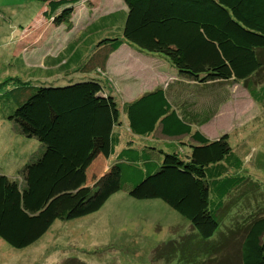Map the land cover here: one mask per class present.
Returning <instances> with one entry per match:
<instances>
[{
    "label": "trees",
    "instance_id": "16d2710c",
    "mask_svg": "<svg viewBox=\"0 0 264 264\" xmlns=\"http://www.w3.org/2000/svg\"><path fill=\"white\" fill-rule=\"evenodd\" d=\"M43 1L42 15L58 24L78 2ZM121 1L123 9L89 22L49 67H29L16 57L20 76L10 84L27 90L4 118L40 149L17 179L0 175V240L13 249L32 246L56 221L85 216L91 202L117 191L161 200L205 241L222 223L231 197L236 201V195L257 189L236 186L244 166L228 134L209 141L195 127L229 100L235 84L264 105V80L258 78L264 68V0ZM122 43L201 86L190 91L191 103L201 96L212 104L195 114L184 105L177 110L165 89L156 87L120 107L97 72H88L92 52L103 46L114 51ZM52 76L59 78L48 82ZM155 133L188 136L194 143L155 142ZM98 157L111 167L112 181L103 178L86 192L88 169ZM237 264H264V216L244 220Z\"/></svg>",
    "mask_w": 264,
    "mask_h": 264
},
{
    "label": "rangeland",
    "instance_id": "374dc122",
    "mask_svg": "<svg viewBox=\"0 0 264 264\" xmlns=\"http://www.w3.org/2000/svg\"><path fill=\"white\" fill-rule=\"evenodd\" d=\"M72 8L68 20L58 24L53 17L42 15L46 11L43 0H0V175L10 179H17L23 165L40 149L36 139L18 134L4 118L24 99L27 90L10 84L20 76L16 57L29 67H49L50 59L89 22L124 6L121 0H78ZM129 56L123 47L117 51L100 47L90 56L92 71L88 73L97 72L120 107L142 91L164 86L163 79L174 78ZM57 78L52 76L47 81ZM258 78L264 80V68ZM174 91L169 94L174 107L179 105L181 109L184 105L198 112L208 105V99L204 101L201 96L191 103L188 89L174 87ZM228 92L230 102L222 104L210 122L200 128L199 135L215 140L227 133L229 146L244 166V179L236 186L257 189L236 195V201L231 197L223 221L211 238L198 239L187 220L161 200H137L117 191L97 200L93 196L95 206L90 203L87 215L56 221L30 247L17 250L0 240V264H237L244 220L264 216V105L254 102L240 84ZM151 139L158 142L157 136ZM180 140L185 139L174 142ZM110 172L111 167L98 157L88 169L86 192L103 178L112 181ZM169 250L175 251L171 258L166 256ZM193 255H202L198 258L201 260Z\"/></svg>",
    "mask_w": 264,
    "mask_h": 264
},
{
    "label": "crops",
    "instance_id": "0c3cea01",
    "mask_svg": "<svg viewBox=\"0 0 264 264\" xmlns=\"http://www.w3.org/2000/svg\"><path fill=\"white\" fill-rule=\"evenodd\" d=\"M103 47H108V46H103ZM122 47L129 51L130 56H133V57L135 56L134 57L135 61L138 62L139 64H142V66H147V67L149 66L151 68L153 67L154 69H157V70L161 71L163 75L164 74L165 75L166 74H172L173 75L174 78L171 81H169V80L167 81L166 78L162 80L163 83L166 82L164 86H161V85L160 86H153V87H151V89H148V90H145V91H150L153 88L161 87V88L165 89V92L167 93V96L169 98V94H171L172 92H175L174 91V87H180L182 89H188L190 91H192V90L195 91V90L201 89V86H198L195 82H193L191 80H187V79L183 78L182 76H180L164 60H162L160 58H157V57H155L153 55H150V54L139 52L135 48H133V47H131V46L125 44V43H122L121 46L117 50L121 49ZM117 50H115V51H117ZM165 67H167V68H165ZM145 91H142L141 93H143ZM140 94H138V95H140ZM172 96L173 95H171V98H172ZM228 102H230V99L227 102H225V103H228ZM225 103H223V104H225ZM211 104H212V102H208L209 106ZM221 107H222V104L220 106H218L217 111ZM176 108H177V110H179V105ZM190 109L188 111L191 112V114H195L197 112L196 110H192V108H190ZM215 113H213V115L211 116V118L209 119L208 122H206L205 124H203V125H201L199 127H195V130L198 131L199 133H201L200 128L205 126L207 123H209L210 120L214 117ZM155 136H157V139H158L159 142H169V141H173L174 142L177 139V138L165 137V136H162L159 133H155ZM203 137L206 138L207 140L211 141V139H209V138H207L205 136H203ZM180 138H183V139H185L187 141L193 142V141H191V139L188 138V136L178 137V139H180ZM185 150H187V149L185 148L184 151H182V152H186Z\"/></svg>",
    "mask_w": 264,
    "mask_h": 264
}]
</instances>
